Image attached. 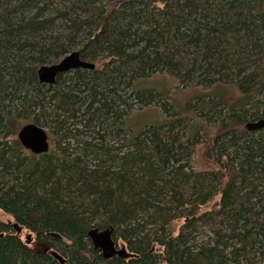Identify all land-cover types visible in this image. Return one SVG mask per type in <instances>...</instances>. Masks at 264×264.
<instances>
[{
  "label": "trees",
  "instance_id": "16d2710c",
  "mask_svg": "<svg viewBox=\"0 0 264 264\" xmlns=\"http://www.w3.org/2000/svg\"><path fill=\"white\" fill-rule=\"evenodd\" d=\"M74 50L95 67L39 82V66ZM159 73L182 86L234 85L240 97L205 93L176 110L133 86ZM145 106L171 122L130 132L126 116ZM260 118L264 0H0V210L13 219L0 220V264H61L51 251L67 264H264V129L246 128ZM28 123L47 129L58 152L32 154L24 166L10 154L24 150L17 134ZM211 127L206 156L217 170L205 177L213 184L188 201L177 185ZM71 141L99 158L95 167L68 157ZM53 155L67 185L103 206L102 223L60 202L50 185ZM124 194L142 211L154 207L153 221L128 222ZM213 194L216 206L196 215ZM104 225L129 257L105 258L93 247L87 232Z\"/></svg>",
  "mask_w": 264,
  "mask_h": 264
},
{
  "label": "rangeland",
  "instance_id": "374dc122",
  "mask_svg": "<svg viewBox=\"0 0 264 264\" xmlns=\"http://www.w3.org/2000/svg\"><path fill=\"white\" fill-rule=\"evenodd\" d=\"M133 86L135 89H151L159 93L160 95L167 97L172 107L176 110H181L187 102L195 98H200L201 96L205 95V93H215L220 94L222 96L225 95V98L228 99L227 101L229 102H234L240 97V92L234 85L217 84L209 89H204L200 86H182L177 83L173 76L168 75L166 73H159L154 74L150 77L136 79L133 83ZM171 120L172 117L164 114L158 106H145L140 109H135L132 113L127 115L125 118V125L130 132L137 134L143 129H145L147 126L164 125L171 122ZM213 134L214 128L211 127L202 137L203 140H199V142L194 144L193 152L190 155L191 166L189 167V170L191 171V175L186 181L180 182L177 185L183 197L188 201H191L193 199L200 187L203 189V191H208V186L213 184L209 179L208 175H206L205 177V173L217 170V166L206 156V148L208 146L209 139L213 137ZM48 135L49 149L46 153H52L54 149H56L55 152H58V149L55 147L54 143L51 140V135L49 133ZM32 154L35 156L37 155L38 160L43 159V154H34L30 150L25 148L21 152H12V154H10V158L13 162H15V160L18 158L22 159L25 166L30 161V157L32 156ZM67 154L69 155L68 157L71 159L78 157L80 159V164L86 165L90 168L95 167V165L99 162V158H97L94 153L90 152L89 150H83V148L78 146L74 141L70 142V147L68 148ZM103 162L104 166L112 167L111 161L106 160ZM49 168L53 169V172L55 173L52 176L50 185H52L53 187L57 186L60 202L74 204L75 208L79 212H81L83 216L87 219V221L91 224L102 223V220L105 218L103 206L100 205L99 207H97L99 209L96 210V206L90 204L93 198L88 197L87 195L84 196L80 194L75 188L74 184L67 185L63 176L62 160L56 158L53 155L51 159V164H49ZM57 180L58 183L56 184ZM80 184L81 182L77 181L76 185ZM170 193L171 192L168 191L167 188L162 190V195L166 199H170ZM217 200L218 195H210L208 201H206L200 208L195 209L196 215L202 214L203 212H209L214 206H216ZM121 203L122 205L124 204L125 206H128L131 209V213L129 214L130 218L128 219V222H136L140 220L150 223L153 221L152 215L154 214V207L148 206L147 208L146 206H144L145 211H142V207L140 205L138 206L137 204H135L134 199L128 196L127 194H124L122 196ZM83 206H85L86 210H84ZM190 209H192V207H190ZM0 220L3 222H13L12 217L9 214L3 212L2 210H0ZM181 221L182 219H177L173 222L175 231H177V227ZM202 228L205 231L207 230V226H202ZM103 229H111L113 231V228L110 225H104V228H101L99 230ZM20 232L21 238L23 240H26L27 236L29 235V232L25 229ZM112 234L113 238L115 237L114 239H116L118 235L115 233ZM117 246L124 247L122 241L120 240L117 241Z\"/></svg>",
  "mask_w": 264,
  "mask_h": 264
},
{
  "label": "water",
  "instance_id": "95a60500",
  "mask_svg": "<svg viewBox=\"0 0 264 264\" xmlns=\"http://www.w3.org/2000/svg\"><path fill=\"white\" fill-rule=\"evenodd\" d=\"M94 67V63L83 60L80 57L79 50H74L61 57L55 63L39 66L37 69V78L41 83L52 85L54 84L57 75L61 73L75 69H93ZM246 128L249 130L264 129V118L248 122ZM17 136L22 146L34 154H43L49 149V135L46 129L35 123H28L22 126ZM17 229L20 231V228L17 227ZM87 235L90 238L93 247L99 249L102 256L105 258L113 255L127 258L131 255L127 252L125 247L116 246L115 240L112 238L111 229L99 230L98 228H90ZM30 241L31 237L29 234L26 238V242L30 243ZM43 246L44 251H47L50 248L47 245ZM51 253L61 264H67L64 258L57 252L51 251Z\"/></svg>",
  "mask_w": 264,
  "mask_h": 264
}]
</instances>
